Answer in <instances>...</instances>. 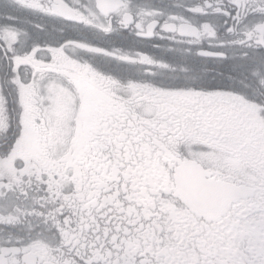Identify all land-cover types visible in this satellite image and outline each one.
<instances>
[{
    "label": "snow or ice",
    "instance_id": "1",
    "mask_svg": "<svg viewBox=\"0 0 264 264\" xmlns=\"http://www.w3.org/2000/svg\"><path fill=\"white\" fill-rule=\"evenodd\" d=\"M0 264H264V0H0Z\"/></svg>",
    "mask_w": 264,
    "mask_h": 264
}]
</instances>
